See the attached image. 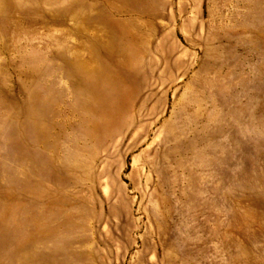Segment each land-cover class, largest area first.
<instances>
[{
    "label": "rangeland",
    "instance_id": "1",
    "mask_svg": "<svg viewBox=\"0 0 264 264\" xmlns=\"http://www.w3.org/2000/svg\"><path fill=\"white\" fill-rule=\"evenodd\" d=\"M0 264H264V0H0Z\"/></svg>",
    "mask_w": 264,
    "mask_h": 264
},
{
    "label": "bare ground",
    "instance_id": "2",
    "mask_svg": "<svg viewBox=\"0 0 264 264\" xmlns=\"http://www.w3.org/2000/svg\"><path fill=\"white\" fill-rule=\"evenodd\" d=\"M111 45H109V47H110ZM111 51V50H110ZM105 70L106 69H104V73H105ZM103 69H100V70H95V71H92V73H87V74H85V75H83V76H80L79 77V79H78V81L79 82H81V83H83V82H87V76L88 75H92V76H94L95 78H99V77H101L102 76V74H103Z\"/></svg>",
    "mask_w": 264,
    "mask_h": 264
}]
</instances>
